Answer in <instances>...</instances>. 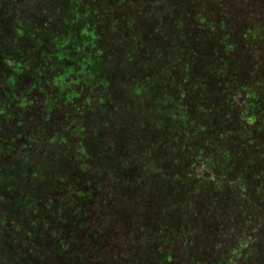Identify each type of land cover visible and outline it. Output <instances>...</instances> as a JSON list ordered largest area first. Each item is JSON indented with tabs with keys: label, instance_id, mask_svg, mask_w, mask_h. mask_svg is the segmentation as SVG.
I'll list each match as a JSON object with an SVG mask.
<instances>
[{
	"label": "rangeland",
	"instance_id": "1",
	"mask_svg": "<svg viewBox=\"0 0 264 264\" xmlns=\"http://www.w3.org/2000/svg\"><path fill=\"white\" fill-rule=\"evenodd\" d=\"M20 34L24 77L81 144L23 186L63 210H8L18 172L0 159V264H145L176 241L215 264L216 244L264 237V0H0V43Z\"/></svg>",
	"mask_w": 264,
	"mask_h": 264
},
{
	"label": "flooded vegetation",
	"instance_id": "2",
	"mask_svg": "<svg viewBox=\"0 0 264 264\" xmlns=\"http://www.w3.org/2000/svg\"><path fill=\"white\" fill-rule=\"evenodd\" d=\"M23 39L25 37L22 38L21 34L17 35V39L11 35L2 44L0 43L2 45L0 46V159L8 165L10 177L13 170L18 172L15 185L10 179L8 181L10 203L7 208L15 210L13 205L16 204L17 210H63L66 208L62 204L65 203L63 198L66 194L54 193L48 196L47 191L45 195L37 192L33 205H25L21 199L27 194L23 188L24 184L33 183L32 177L38 175L40 168L44 165V159L53 161L59 144L65 149L78 147L81 144L75 127L71 132L66 126L64 129L67 133L64 134L63 130L61 134L60 130L63 126L61 117L54 113L57 106L49 107L50 103H55L58 100L57 95L48 97L43 93H38V87L43 88L44 86L42 76L40 74L33 75L30 69L28 80L24 77V64L27 60H25L26 55L24 54L26 48L20 45L23 44ZM5 42H8L7 46L9 47H5ZM42 62L43 60H40L37 64L40 71L43 67ZM28 88H31V91L24 94ZM48 98L50 99L47 101ZM48 109L50 111L47 112ZM105 143V150L110 153L114 151L108 145L113 142ZM94 146L96 147L92 151L96 152L98 146L95 144ZM88 150L90 151V149ZM57 171L55 165L54 170L52 166L50 167V176L54 177L53 180L60 175ZM53 185L52 182V188ZM76 197L74 194L68 199L71 202ZM45 199H49L50 204L45 202ZM66 203L68 204V202Z\"/></svg>",
	"mask_w": 264,
	"mask_h": 264
},
{
	"label": "trees",
	"instance_id": "3",
	"mask_svg": "<svg viewBox=\"0 0 264 264\" xmlns=\"http://www.w3.org/2000/svg\"><path fill=\"white\" fill-rule=\"evenodd\" d=\"M94 31H96V30H94ZM94 31L92 32V35L90 34L92 38L95 37ZM128 55H130V54L128 53ZM114 57H118V56L116 54H114L113 58ZM112 64L118 68L123 67V65L119 62H112ZM112 64H111V66H113ZM134 73H137V72H134ZM141 89L142 88L137 85L135 87V90H133L131 92V94L139 96V93L140 94L143 93L141 91ZM160 111H162V110H160ZM200 152L201 151L198 152V155H200ZM215 153H216L215 158H217L218 156L224 157V156H222V154H223L222 152L218 153V151H217ZM204 155L210 156L207 153H205ZM201 161L203 162L202 159H201ZM201 161H199V162H201ZM183 165L184 166L186 165L188 168L192 169L193 166L195 165V162L190 163L189 161H187L186 164H183ZM139 171L140 172H138V174L143 175L142 171L141 170H139ZM187 176H189V174ZM187 176L184 178V180L186 183H188V185H191V182H192L191 177H193V176H191V174H190V176H189L190 182H188ZM175 218H176L175 216L172 217V219H171L172 223L175 221ZM185 222L187 223V221H184L181 219L179 223L181 225ZM191 222H193V226H199L198 225V222H200L199 216H197ZM191 222H188V225H190ZM177 231H179V230L176 229V232ZM206 231H207V229H205V228L203 229V227H202L201 233L205 234ZM261 231L262 230H255L254 232L247 233V231L244 230V232L241 234V239L239 240V245H237L236 248H234L232 250V253L230 254V256H226L223 253V247L221 245L218 246L216 244L214 247L211 248L212 255H216L218 257L217 262L215 264H264V237H263V234L261 233ZM176 235H175V233H173L172 235L168 234L167 232L163 233V231H160L158 233V236H160V238L162 237L163 240H165V238L166 239L173 238V237L178 238ZM188 235L192 236L191 237L192 239L194 237H197V236L199 237L198 234L193 233V228L191 231L188 232ZM188 235H187V237H190ZM178 243L179 242L176 241L175 244H173V246L168 247L166 250H164L163 247L160 250L159 249L160 246H153L152 245L151 251L156 256L157 260L152 262V263L146 262L145 264H155V263H157V264H208L206 262L207 260L204 259L205 260L204 261L202 259V257L198 258L197 256H188L186 253L180 254L183 251H182V248L178 246ZM192 248H193V252L198 250L199 253H201V250L199 249V247H196V245H193ZM190 250H191V248H190ZM214 250H216V253H214ZM187 252L189 253V251H187ZM205 258H206V256H205Z\"/></svg>",
	"mask_w": 264,
	"mask_h": 264
}]
</instances>
